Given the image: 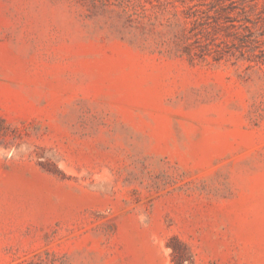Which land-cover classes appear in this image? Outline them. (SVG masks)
I'll return each mask as SVG.
<instances>
[{"label": "rangeland", "instance_id": "374dc122", "mask_svg": "<svg viewBox=\"0 0 264 264\" xmlns=\"http://www.w3.org/2000/svg\"><path fill=\"white\" fill-rule=\"evenodd\" d=\"M0 264H264V0H0Z\"/></svg>", "mask_w": 264, "mask_h": 264}]
</instances>
